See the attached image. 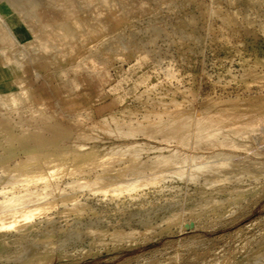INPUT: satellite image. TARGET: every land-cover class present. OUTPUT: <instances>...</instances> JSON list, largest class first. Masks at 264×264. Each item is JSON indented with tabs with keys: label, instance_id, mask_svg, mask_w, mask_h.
Listing matches in <instances>:
<instances>
[{
	"label": "rangeland",
	"instance_id": "obj_1",
	"mask_svg": "<svg viewBox=\"0 0 264 264\" xmlns=\"http://www.w3.org/2000/svg\"><path fill=\"white\" fill-rule=\"evenodd\" d=\"M0 264H264V0H0Z\"/></svg>",
	"mask_w": 264,
	"mask_h": 264
},
{
	"label": "bare ground",
	"instance_id": "obj_2",
	"mask_svg": "<svg viewBox=\"0 0 264 264\" xmlns=\"http://www.w3.org/2000/svg\"><path fill=\"white\" fill-rule=\"evenodd\" d=\"M244 137H245V136H244ZM207 143H208V142H207ZM207 143H206V144H207Z\"/></svg>",
	"mask_w": 264,
	"mask_h": 264
}]
</instances>
